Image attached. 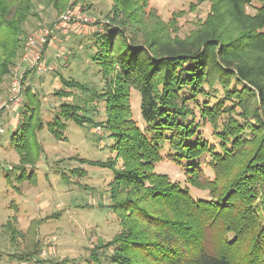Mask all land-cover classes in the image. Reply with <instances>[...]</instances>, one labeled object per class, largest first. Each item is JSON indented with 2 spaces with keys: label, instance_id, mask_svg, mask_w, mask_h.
I'll return each instance as SVG.
<instances>
[{
  "label": "trees",
  "instance_id": "16d2710c",
  "mask_svg": "<svg viewBox=\"0 0 264 264\" xmlns=\"http://www.w3.org/2000/svg\"><path fill=\"white\" fill-rule=\"evenodd\" d=\"M37 1L0 0V94ZM113 1L90 54L106 89L60 76L63 88L55 92L63 98L77 89L90 92L85 105L104 100L102 125L115 140L114 157L89 163L113 171L112 207L123 230L93 247V258L100 261L102 247L114 249L108 254L114 264H264V0H212L207 18L185 38L171 35L170 23L150 0ZM69 2L52 0L62 13ZM133 89L141 97L143 127L133 117ZM24 93L23 120L11 137L21 181L33 178L27 169L44 153L43 129L64 140L67 121L95 123L88 106L69 100L44 123L41 98L29 84ZM200 118L212 124L218 147L204 138ZM164 159L181 166L187 182L208 189L210 198H195L188 186L156 172ZM202 160L214 178L205 174ZM35 247L12 256L36 257L38 240Z\"/></svg>",
  "mask_w": 264,
  "mask_h": 264
},
{
  "label": "rangeland",
  "instance_id": "374dc122",
  "mask_svg": "<svg viewBox=\"0 0 264 264\" xmlns=\"http://www.w3.org/2000/svg\"><path fill=\"white\" fill-rule=\"evenodd\" d=\"M113 4V0H76V3L70 0L62 13L52 0H40L24 25L25 35L35 32L56 22L69 9L91 18L87 26H69L67 30L60 29L56 33L53 45L47 48L45 54L47 62L55 64L56 70L43 74L30 71L25 80L26 72L23 80L24 86L31 85L42 100L44 123L51 120L60 104L67 100L88 106L87 114L94 118L95 123L79 126L72 120L67 121L64 140L56 139L47 128L43 129L39 140L44 146V153L35 168L27 169L28 175L33 169V178L18 179L21 172L15 166L19 163V153L12 145L11 137L23 120L24 91L19 108L10 111L6 104L11 95L12 81L19 75L16 67L23 62V42L0 94V128H4V132L0 133V264H114L108 256L113 248H99V262L92 256L93 247L106 244L123 230L120 216L112 207L110 182L114 178L113 171L89 163L107 161L116 155L112 148L115 140L102 125L107 119L106 103L95 100L85 105L90 92L84 93L80 89L67 98L55 94L63 88L60 76L83 82L98 92L106 89L107 81L100 68L90 60V54L94 51L92 37L96 32L105 30ZM212 4V0H150V7L162 20L170 23L171 35L180 38L189 36L198 28L210 13ZM254 4L260 5V2L255 0ZM247 10L255 12L253 7ZM214 101L211 100L212 103ZM131 105L134 119L141 127L145 126L140 116L141 97L136 89L132 90ZM200 120L204 138L218 147L219 139L212 124ZM78 157L88 162L83 163ZM206 159L209 160L208 156ZM202 161L205 174L214 178L215 173L207 161ZM78 168L83 170L81 174L73 172ZM155 171L167 174L182 186H188L195 198H210L208 189L190 185L183 168L168 159L157 163ZM14 229L23 236L16 233L13 237ZM37 240L41 247L36 257L13 258V254L35 251Z\"/></svg>",
  "mask_w": 264,
  "mask_h": 264
},
{
  "label": "built area",
  "instance_id": "2783aa9c",
  "mask_svg": "<svg viewBox=\"0 0 264 264\" xmlns=\"http://www.w3.org/2000/svg\"><path fill=\"white\" fill-rule=\"evenodd\" d=\"M92 20L89 16L77 13L74 9L67 10L56 22L45 26L40 30L24 35L25 49L22 57V64L16 67L19 73L12 81L11 95L9 102L6 104L10 111L19 106L23 102L24 91V74L28 71H34L39 74L56 70L53 63L46 60L47 48L53 45L56 39V33L61 30H67L69 26H87ZM70 53V51H69ZM4 132V128H0V133Z\"/></svg>",
  "mask_w": 264,
  "mask_h": 264
},
{
  "label": "crops",
  "instance_id": "0c3cea01",
  "mask_svg": "<svg viewBox=\"0 0 264 264\" xmlns=\"http://www.w3.org/2000/svg\"><path fill=\"white\" fill-rule=\"evenodd\" d=\"M48 52H50V50H48ZM17 108H15L14 110H16ZM11 122H13V120L11 121ZM15 128H16V126H14Z\"/></svg>",
  "mask_w": 264,
  "mask_h": 264
}]
</instances>
